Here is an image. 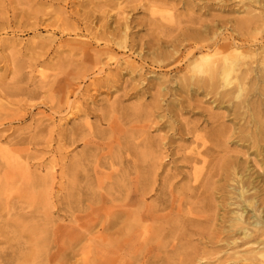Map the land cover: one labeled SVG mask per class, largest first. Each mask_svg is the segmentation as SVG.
Masks as SVG:
<instances>
[{
	"label": "rangeland",
	"instance_id": "1",
	"mask_svg": "<svg viewBox=\"0 0 264 264\" xmlns=\"http://www.w3.org/2000/svg\"><path fill=\"white\" fill-rule=\"evenodd\" d=\"M129 1L0 0V149L10 141L38 138L21 158L30 173L51 177L53 183L49 203L37 199L35 188L25 195L19 182L0 194V264H167V258L170 264H235L237 251L260 247L245 244L254 236L244 239L226 229L235 207L227 205L232 183L219 166L234 163L264 199V135L256 144L242 136L247 125L238 112L243 97L218 103L200 89L187 88L182 56L192 43L191 35L202 32L211 17L233 20L246 17L245 12H264L254 0ZM102 24L107 31L119 28L121 34L126 27L125 48H115L104 72L79 79L84 66L77 42H90L89 31ZM91 45L95 50L104 46L93 41ZM175 50L182 52L180 58ZM107 60L103 57V63ZM126 62L137 68L130 69ZM106 78L111 81L108 87L100 82L89 86ZM70 88L75 91L69 103H78L81 111L73 118L59 114L57 104L49 101L63 98ZM258 96L251 101L257 104V98L263 99ZM132 112L139 119L126 121ZM102 114L117 120L125 139L120 146L105 148L104 154H117L142 140L166 144L160 152L170 154L160 162L159 189L145 197L144 206L152 215L142 224L146 236L123 253L117 245L126 236L113 230L99 234L94 225L102 211L97 202L85 199L82 188L90 182H80L76 174L70 186L68 171H77L83 146L61 141L85 121L106 131L105 141H112L116 134L100 122ZM215 129L223 136L218 141L205 139L214 151L205 156V163L198 161L193 167L187 157L192 148H200L195 136ZM130 136L132 142L126 140ZM194 168L203 170L196 182Z\"/></svg>",
	"mask_w": 264,
	"mask_h": 264
},
{
	"label": "bare ground",
	"instance_id": "2",
	"mask_svg": "<svg viewBox=\"0 0 264 264\" xmlns=\"http://www.w3.org/2000/svg\"><path fill=\"white\" fill-rule=\"evenodd\" d=\"M254 1L264 12V3L260 0V2ZM131 2L127 0V3ZM245 13H247L246 17L233 20H224L220 16L218 19L211 17L202 32L197 31L191 35L192 43L182 57L187 62L185 70L188 77L185 79V85L191 91L194 92L193 87L200 89L206 96L216 97L218 103L243 97L238 112L247 125L243 128L242 136L256 144L264 135V112L261 114L264 109V15L253 16L249 12ZM119 31V28L116 31H107L102 24L95 32L89 31L86 39L90 42H77V54L81 56V65L84 66L79 79H88L91 73L100 74L105 68L108 69V62L111 61L110 57L115 48H125L126 27L124 26L123 34ZM251 31H256V35H252ZM92 41L103 42L104 46L95 50L92 48ZM181 53L175 50L173 54L180 58ZM103 57L108 59L107 62L103 63ZM146 60L145 58L142 62L145 63ZM177 62H181V59ZM117 65L120 66V64ZM126 65L132 70L137 68L134 63L126 62ZM251 74L254 76L250 78ZM95 82L103 83L105 87L111 84V81L106 78L101 81L93 80L89 86L95 88ZM74 91L75 89L70 88L61 99L50 98L49 101L53 106L57 104L59 114L66 112L69 118H73L81 112L78 103H69ZM248 91L253 94H247ZM256 94L259 95L258 97H263V99L257 98V104L251 101ZM25 115H14L10 120H19V117L24 118ZM139 117L138 113L132 112L125 116V120L135 121ZM141 118L148 119L149 116L143 115ZM100 122H106L112 135L116 134L112 136V141H105L106 131L94 128L88 121L82 123L69 137H64L61 141L83 146L84 153L77 157L76 161L77 171L75 167L68 171L71 178L70 186L74 187L76 174L80 182H90L82 188L85 199L88 202H97L99 204L97 210L102 211V215L96 218L94 225L97 223L99 226V234L113 230V234L121 232L126 236V241L117 245L118 252L123 253L128 251L140 236L144 238L146 236L142 231V224L152 215L150 208L144 206L145 197L159 189L158 170L162 165L160 162L168 158L170 154L163 156L160 150L166 144L154 143L151 140L133 143L132 146L117 154H104L105 148L111 150L120 146L125 139L123 129L115 118L107 119L106 114H102ZM223 134L221 130L215 129L206 135L195 136L194 142L199 143L200 148L190 150L187 162L193 164V167L198 161L205 163V156L214 151L207 146L205 139L208 137L210 140L218 141ZM32 140L37 142L38 138L10 141L9 146L0 149V164L3 168L0 173V194L6 195V192L19 182L25 195L31 194V190L35 188L37 199L49 203L53 197L51 177H39L30 173L27 162L21 158L23 153L28 155V146ZM126 140L132 142L133 138L130 136ZM105 169L109 172L105 173ZM219 170L223 172L225 179L232 183L228 185L231 195L228 197L227 205L235 207L231 211L233 216L227 220L226 229L232 235H239L244 239L254 236V241L245 244L260 246L257 249L248 248L237 251L234 262L235 264H264V199L258 195L259 189L244 179L240 169L234 163L224 162L223 166H219ZM202 172L201 169H193L195 182L198 181ZM93 178L96 180L95 185L91 180ZM103 185L107 188L104 193ZM80 191L77 190V194ZM73 197V194L68 195L69 200ZM8 198L7 195L5 200ZM161 202L165 207L164 199ZM78 208L77 212H80ZM89 208L93 209L92 206ZM236 241L234 237L231 244L234 245ZM158 257V255L154 256L155 259ZM143 258L146 259L145 254ZM166 260L167 264H170L169 258ZM198 260L202 261L203 258L199 257ZM118 264H125V262Z\"/></svg>",
	"mask_w": 264,
	"mask_h": 264
}]
</instances>
